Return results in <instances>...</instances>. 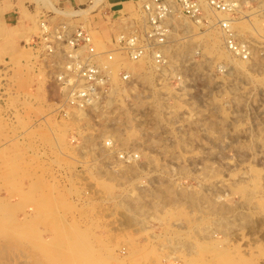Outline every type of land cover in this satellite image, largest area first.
Instances as JSON below:
<instances>
[{
    "label": "rangeland",
    "instance_id": "rangeland-1",
    "mask_svg": "<svg viewBox=\"0 0 264 264\" xmlns=\"http://www.w3.org/2000/svg\"><path fill=\"white\" fill-rule=\"evenodd\" d=\"M142 1L117 21L65 15L74 10L42 19L82 26L106 51L142 30ZM251 7L242 3V23ZM205 12L201 24L178 12L169 21L171 67L114 52L106 63L119 90L86 120L60 109L43 48L22 44L0 59V264H264V61L229 74ZM260 18L262 36L239 34L264 57Z\"/></svg>",
    "mask_w": 264,
    "mask_h": 264
},
{
    "label": "built area",
    "instance_id": "built-area-1",
    "mask_svg": "<svg viewBox=\"0 0 264 264\" xmlns=\"http://www.w3.org/2000/svg\"><path fill=\"white\" fill-rule=\"evenodd\" d=\"M143 0L140 10L144 14L142 30H131L128 34L119 33L113 40V49L98 51L91 34L82 26L70 27L68 22L51 23L46 16L40 20L41 33L33 39L31 45L37 49L43 48L44 53L51 58L54 66L53 79L63 97L59 103L64 108L91 109L98 104L110 90L112 84L110 68L106 62L113 59L116 51L122 52L131 61H139L150 57L153 65L159 69L166 66V56L161 46L167 40L170 32L171 11L181 13L189 18H198L201 6L198 0ZM213 10L237 20L242 3H252V8L245 16L247 21L260 13L264 22V0H205ZM173 16V13H172ZM219 29L225 32V46L241 60H247L251 44L247 39L236 37L228 19L218 22ZM235 30V31H234ZM238 36V35H237ZM128 71L120 73L122 82H129ZM70 113H67V115Z\"/></svg>",
    "mask_w": 264,
    "mask_h": 264
},
{
    "label": "crops",
    "instance_id": "crops-1",
    "mask_svg": "<svg viewBox=\"0 0 264 264\" xmlns=\"http://www.w3.org/2000/svg\"><path fill=\"white\" fill-rule=\"evenodd\" d=\"M96 1V3H94ZM140 0H0V59L31 43L39 34L38 21L43 14L57 11L90 9L98 24L108 17L129 14ZM48 4H47V3ZM93 3L95 4L93 6ZM110 17V18H111Z\"/></svg>",
    "mask_w": 264,
    "mask_h": 264
},
{
    "label": "bare ground",
    "instance_id": "bare-ground-1",
    "mask_svg": "<svg viewBox=\"0 0 264 264\" xmlns=\"http://www.w3.org/2000/svg\"><path fill=\"white\" fill-rule=\"evenodd\" d=\"M140 1H142V0H140ZM146 1H148V0H146ZM145 1V2H146ZM199 1V4H200V6H201V9H203V11H206L205 13H207L208 15H212V17H214V19L215 20H217V23L219 22V20H222V19H228V21L230 22V26L232 27V29H235L234 31L236 32V37L238 38V39H240V38H242V36H240V32L243 30L242 28H248L249 29V31H251V33H254L255 35L256 34H258V35H260V36H262V34H260L259 32H261L259 29H261V28H259L260 26V24L255 20V18L253 17L252 18V20H250V21H246L247 23L245 24L244 22L242 23L241 21H240V19H238L237 18V20H235V19H232V18H230V17H227V15H225V14H223V13H220V12H215V11H213L209 6H208V4H207V2L205 1V0H198ZM47 3V2H46ZM94 3H96V1H94ZM93 3V6L95 5ZM48 4V3H47ZM90 6V5H89ZM88 6V8L86 7V9L84 8V9H77V10H74V12L73 13H66L67 11H62L63 13L65 12L66 14L65 15H67V16H69V14H71V16H74V17H78V16H83L84 14H86L88 11H90V9H93L92 8V6L91 7H89ZM95 7V6H94ZM252 8V7H251ZM241 9V8H240ZM73 11V10H72ZM247 12V11H246ZM252 12V11H251ZM172 13H173V16H172ZM249 13V12H248ZM244 14V13H243ZM181 15V14H180ZM179 15V13H178V16H180ZM243 16H245V15H243ZM242 16V17H243ZM173 17H174V12L173 11H171V15H170V20H172L173 19ZM199 17H202V16H199ZM199 17H198V19H199ZM257 17H258V15H257ZM180 18H182V16L180 17ZM186 18V17H185ZM211 18V17H210ZM209 18V19H210ZM240 18V17H239ZM183 19V18H182ZM197 18H195L194 19V22H198L199 20H198ZM213 19V20H214ZM261 19V18H260ZM51 20V19H50ZM178 20V19H177ZM212 20V21H213ZM243 20H245V17L243 18ZM193 21V20H192ZM207 21H209L208 19H207ZM260 21V20H259ZM179 22V21H178ZM216 22V21H215ZM191 23V22H190ZM193 23V22H192ZM210 23V22H209ZM171 24V23H170ZM184 25L185 23H181V22H179V23H177L176 22V24H174V26L176 25V26H178V25ZM198 24H201V23H199L198 22ZM210 24H212V23H210ZM259 24V25H258ZM171 25H173V24H171ZM217 25V24H216ZM185 26V25H184ZM183 26V27H184ZM257 26H258V28H257ZM71 27V26H70ZM185 27H187V26H185ZM184 27V28H185ZM71 28H74V26L73 27H71ZM175 28V27H174ZM188 28V27H187ZM171 29V28H170ZM181 29V28H180ZM263 30V29H262ZM172 31H174V30H172ZM183 31H184V29H183ZM264 32V31H263ZM171 33L172 32H169V34H168V36L167 37H170V35H171ZM216 33V32H215ZM246 33V32H245ZM248 33V32H247ZM217 34L218 35H216L215 37V39H214V41L211 43V49L213 50V51H216V52H218L219 54H221V55H223L224 56V58H226L227 59V61H228V63H232V65L229 67V69H228V73L229 74H231V73H234V74H242V73H244L243 71L245 70V62H247V61H249V64H248V66H250L251 65V68H252V66H256V65H259V63H261V61H264V57H262V56H260L256 51H255V49L253 48V47H251L250 48V55H249V58L247 59V60H241L240 58H238V57H236V56H234V54L233 53H231L228 49H227V47L225 46V41H224V38H225V32L223 31V30H221V29H219V30H217ZM176 35V34H175ZM238 35V36H237ZM173 36H174V32H173ZM186 36V35H185ZM91 37H92V35H91ZM184 37V36H183ZM240 37V38H239ZM258 37V36H257ZM172 38V37H171ZM213 38L214 37H212V40H213ZM250 38H252V37H250ZM254 38V37H253ZM252 38V39H253ZM260 37H258V39H259ZM264 38V37H263ZM246 39V38H245ZM92 40H93V37H92ZM184 40V39H183ZM261 42H262V37H261ZM251 41V40H250ZM255 41V40H254ZM257 41V40H256ZM94 42V41H93ZM169 41L168 40H165V42H164V44L161 46V50H162V53L165 55V53H167V51L170 49V45L171 44H169L168 43ZM208 42V41H207ZM207 42H205V43H207ZM172 43V42H171ZM175 43V42H174ZM208 44V43H207ZM255 44H256V42H255ZM206 45V44H205ZM209 45V44H208ZM257 45V44H256ZM176 46V45H175ZM252 46H254V45H252ZM172 47V46H171ZM201 47V46H200ZM173 48V47H172ZM192 48V47H191ZM207 48H209V46L207 47ZM259 50V49H258ZM172 51V50H171ZM263 51V50H262ZM119 52V51H118ZM175 52V51H174ZM170 53V52H169ZM123 55L125 56V54L123 53ZM220 55V56H221ZM223 56H221V57H223ZM147 58H149L150 59V61H151V58L148 56ZM169 58V57H168ZM146 59V58H145ZM170 59V58H169ZM171 60V59H170ZM45 61V60H44ZM180 61V60H179ZM111 62V61H110ZM108 64V63H107ZM148 64V63H147ZM151 66L152 67H154V65H153V63H152V61H151ZM168 64V60H167V57H166V65ZM247 65V64H246ZM168 66V65H167ZM168 67H171V66H168ZM163 68H165V66L164 67H161V68H159V70L160 69H162L163 70ZM151 69V68H150ZM153 70V69H152ZM156 70V69H155ZM226 70V69H225ZM163 72V71H162ZM227 72V71H226ZM115 73V72H114ZM171 73V72H170ZM248 75V74H247ZM233 76V75H232ZM242 77V76H241ZM132 78V77H131ZM130 78V79H131ZM161 78V77H160ZM111 79H113V77H111ZM151 82V81H150ZM113 85H115V83H113ZM119 85V84H118ZM116 86V85H115ZM115 86H112V87H115ZM110 89H111V87H110ZM128 89V88H127ZM126 89V90H127ZM225 89V88H224ZM116 90H119V89H117V88H112L110 91H109V93L108 94H106L105 95V99L103 100V102H102V104L101 105H98V104H95V105H93L92 106V108H99L100 109V113H103L104 112V110L102 109L103 107H105V105L106 106H108V104H112V100H111V96L112 95H114V93H115V91ZM117 92V91H116ZM122 93V92H121ZM116 94V93H115ZM134 94V93H133ZM154 95V94H153ZM234 95V94H233ZM142 97V96H141ZM102 101V100H101ZM101 103V102H100ZM96 110V109H95ZM93 111V110H92ZM98 111V110H97ZM69 113H70V111H69ZM85 113V110L83 111L82 109H75V111L72 113V115L73 116H71V117H74V118H78L79 120H86V114H84ZM99 113V112H98ZM87 114H90L89 112H87ZM70 115V114H69ZM68 116V115H67ZM75 120H77V119H75ZM78 121V120H77ZM117 121V120H116ZM75 131V130H74ZM72 139V138H71ZM79 140V139H78ZM55 142V141H54ZM115 146V145H114ZM96 147V146H95ZM114 148V147H113ZM100 151H101V149H100ZM84 153H86V152H84ZM134 155V154H133ZM132 155V156H133ZM131 156V157H132ZM137 156V155H136ZM121 157V156H120ZM130 157V158H131ZM135 157V156H134ZM125 158V157H124ZM127 158H129V156H127ZM131 160V159H130ZM127 161V160H126ZM119 168V167H118ZM119 175V174H118ZM30 201H32V200H30ZM1 202V201H0ZM16 202V201H15ZM132 202V201H131ZM203 202V201H202ZM3 203V202H2ZM8 203V202H7ZM5 203H3V204H1L2 206L0 207V213H1V216L3 215V217L5 216L6 217V215H8V214H5L6 212L5 211H7V210H5L6 208H4L3 207V205H4ZM16 204V203H15ZM7 205V204H6ZM8 205H10V204H8ZM14 205V204H13ZM12 205V206H13ZM18 205V204H17ZM11 206V205H10ZM18 206H20V205H18ZM13 208V207H12ZM16 208H17V206H16ZM14 209V208H13ZM12 210V209H11ZM18 211V210H17ZM9 212H10V210H9ZM29 213V212H28ZM33 214V213H32ZM2 217V218H3ZM7 217H12V216H7ZM36 218V217H35ZM241 218V217H240ZM8 219V218H7ZM10 219V218H9ZM13 219V218H12ZM53 219V218H52ZM1 220V219H0ZM11 220V219H10ZM238 220V219H237ZM3 221V220H2ZM17 221V220H16ZM23 221V220H22ZM67 221V220H66ZM61 222V221H60ZM3 223V222H2ZM68 224V223H67ZM5 226V225H4ZM226 226V225H225ZM6 227V226H5ZM12 227V226H11ZM71 228H72V226H71ZM73 229V228H72ZM8 230V229H7ZM10 232H11V230H9ZM75 231V230H74ZM12 233V232H11ZM78 232H76V233H74V234H77ZM78 235L79 234H77V237H78ZM82 235V234H81ZM20 237H22V236H20ZM76 237V236H75ZM81 237V236H80ZM13 238H16V237H13ZM23 238V237H22ZM40 238H42V237H40ZM61 239V238H60ZM83 239V238H82ZM41 240V239H40ZM216 240V239H215ZM218 240V239H217ZM15 241H17V240H15ZM63 241V240H62ZM75 241H76V239H75ZM74 241V242H75ZM29 243H30V241H28ZM43 242V241H42ZM78 242V241H77ZM81 242V241H80ZM27 243V242H26ZM85 243V242H84ZM87 243V242H86ZM33 244V243H32ZM44 244V243H43ZM73 244H75V243H73ZM52 245V244H51ZM57 245V244H56ZM55 245V246H56ZM76 245H77V243H76ZM80 245V244H79ZM86 245V244H85ZM84 245V246H85ZM63 246V245H62ZM72 246V245H71ZM70 246V247H71ZM75 246V245H74ZM36 247V246H35ZM49 247V246H48ZM77 247H78V245H77ZM76 247V248H77ZM87 247H88V245H87ZM46 248V247H45ZM67 248H69V246L67 247ZM74 248V247H73ZM41 249H43L44 250V248H41ZM48 249V248H47ZM52 249V248H51ZM81 249H83V248H81ZM80 249V250H81ZM85 249H86V247H85ZM88 249H89V247H88ZM90 249H92V248H90ZM4 250V249H3ZM53 250V249H52ZM55 250V249H54ZM53 250V251H54ZM57 250V249H56ZM69 250H71V249H69ZM76 250V249H75ZM74 250V251H75ZM79 250V251H80ZM94 250V249H93ZM1 251V250H0ZM48 251H49V249H48ZM83 251H85V254L86 253H89V252H91V250H88L87 252H86V250H83ZM5 251H3V253H4ZM50 252V251H49ZM77 252V255L79 256L80 255V252L78 253V251H76ZM81 252H82V250H81ZM2 253V254H3ZM45 253H47V252H45ZM50 253H54V252H50ZM49 253V254H50ZM72 253V252H71ZM84 254V255H85ZM4 255V254H3ZM53 255V254H52ZM65 255V254H64ZM66 255H67V253H66ZM65 255V256H66ZM82 255V254H81ZM0 256H1V254H0ZM54 257H56L55 256V254L53 255ZM63 256V255H62ZM68 256V255H67ZM76 256V255H75ZM92 256V255H91ZM58 257H60V256H58ZM77 257V256H76ZM76 257L74 258V259H76ZM80 257V256H79ZM84 257V256H83ZM82 256L80 257V258H83ZM86 257H87V255H86ZM89 257V260H92L94 257H92V258H90V256H88ZM72 258V257H71ZM84 259L86 260V258L84 257ZM120 259V258H119ZM183 260V259H182ZM77 261V260H76ZM83 261V260H82ZM93 261V260H92ZM66 262V261H65ZM90 263H91V261H89ZM67 263V262H66ZM74 263V262H73ZM77 263V262H76ZM80 263V262H79ZM84 264H87V263H85V261L83 262ZM182 263H184V262H182ZM68 264V263H67ZM96 264V263H95Z\"/></svg>",
    "mask_w": 264,
    "mask_h": 264
}]
</instances>
